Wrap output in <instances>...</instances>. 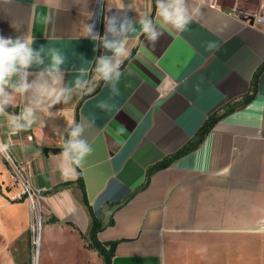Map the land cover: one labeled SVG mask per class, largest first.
<instances>
[{"label":"crops","instance_id":"0c3cea01","mask_svg":"<svg viewBox=\"0 0 264 264\" xmlns=\"http://www.w3.org/2000/svg\"><path fill=\"white\" fill-rule=\"evenodd\" d=\"M229 2L232 6L186 0L187 29L164 25L154 48L137 23L114 86L93 82V91L55 105L51 117L42 111L33 128L19 134L30 185L44 193L42 264H103L80 240L91 230L80 190L50 193L80 175L96 219L103 221L106 206L124 203L98 234L101 243H116L112 264H247V257L257 255L262 260L264 0ZM129 4L135 10L128 12ZM153 5V0H0V35H31L34 48H59L66 57L64 82L71 84L80 75L91 80L89 62L104 54L102 48L94 51L98 42L85 36V23L96 21L103 36L104 17L128 15L135 23L139 13L151 16ZM240 15L254 17L255 24ZM154 20L160 21L156 10ZM209 41L219 48L208 51ZM247 96L251 99L242 102ZM8 111L18 113L19 107ZM213 117L197 148L157 168L192 143ZM72 121L91 124L84 136L93 152L75 175L63 176L62 141L53 128L64 134ZM12 194L0 200L7 248L29 234L28 203L14 201ZM59 230L66 240L55 236Z\"/></svg>","mask_w":264,"mask_h":264},{"label":"clouds","instance_id":"9594fccd","mask_svg":"<svg viewBox=\"0 0 264 264\" xmlns=\"http://www.w3.org/2000/svg\"><path fill=\"white\" fill-rule=\"evenodd\" d=\"M155 7L160 21L139 12L140 18L135 23L128 15L104 17L103 36L96 30V21L85 23V36L98 42L94 51L102 48L104 54L89 62L93 65L91 80L80 75L71 84L64 82L66 57L59 48L44 45L34 48L31 35L15 39L0 35V124L7 128L8 136H17L32 129L42 111H46L49 117L53 116L50 109L57 104H68L74 94L93 91V82H111L114 86L120 80L121 66L129 56L128 36L137 31V23L140 34L154 48L164 33V25L182 32L191 22L186 0H155ZM132 10L135 9L129 4L127 11ZM206 48L213 51L219 48V44L209 41ZM30 77L33 78L30 80ZM16 107H19L18 113L7 110ZM90 126L84 121L68 122L64 134L58 127L53 128L62 141V152L58 155L61 175H75L76 169L83 168L86 158L92 154L93 148L84 136ZM123 131V128L118 129V134ZM9 148L8 143L0 142V154H7Z\"/></svg>","mask_w":264,"mask_h":264},{"label":"rangeland","instance_id":"374dc122","mask_svg":"<svg viewBox=\"0 0 264 264\" xmlns=\"http://www.w3.org/2000/svg\"><path fill=\"white\" fill-rule=\"evenodd\" d=\"M224 5L232 6L230 0H221ZM18 136L9 137L7 134V128L0 124V142H5L10 145L9 151L7 154H0V184L2 187V192L6 196V192H14L12 196L16 199H19L18 195L21 192L20 186L17 182L16 172L19 167H24L22 162V157L19 155L18 151ZM5 199V198H4ZM0 200L3 202V199ZM6 200V199H5ZM0 201V209H1ZM10 201V197L8 200ZM29 206V222H28V231L29 234L21 241L16 243L14 246L7 248L5 240L0 234V264H42L43 256V238L45 226L48 222L47 213L43 204L35 201L36 211L32 209V205L29 200H27ZM5 226V224L0 219V229ZM71 233L77 234L76 231L71 230ZM58 240H66L67 234L63 230H59L55 235ZM38 237L41 238L40 246L37 248L35 242ZM83 238L80 237V240ZM38 242V241H37ZM257 250H259L257 248ZM259 252V251H258ZM257 252V253H258ZM37 261V263L35 262ZM59 262V261H58ZM61 264V263H57ZM247 264H264V241L262 246V260L260 261L259 255L257 258L249 259L247 257Z\"/></svg>","mask_w":264,"mask_h":264},{"label":"trees","instance_id":"16d2710c","mask_svg":"<svg viewBox=\"0 0 264 264\" xmlns=\"http://www.w3.org/2000/svg\"><path fill=\"white\" fill-rule=\"evenodd\" d=\"M153 3H154V5H153L151 17L154 19L155 10H156L155 0H153ZM259 74L260 73H258V75H256V78L254 80V87H255V84H256L257 79L259 77ZM250 99H251V96H247L242 100V102H247ZM7 110H9V109H7ZM216 118L217 117H213L209 121L206 122V124L201 129L200 133L197 135V137L193 140L192 143H190L188 146H186L184 149H182L175 157L168 159L164 164H161L157 168L158 169L159 168H166L171 164L173 159L179 158V157L185 155L186 153L190 152L191 150L197 148L202 143V141L204 140V138L206 137L208 132L210 131L212 125L216 121ZM67 188H77L80 190L81 202H82L83 206L86 208V210L90 216V219H91L90 233H89L87 238L83 237V239L87 243L86 247L88 249L94 250L98 254V256L102 259L103 264H112L114 253H115V248H116V243H105L104 244L98 240V234L101 232V229L103 227V223L100 220L96 219V217L93 214L92 208L90 207L89 202H88L85 185H84V182L82 180L81 175L79 176V179L76 183H74V184H71V183L68 184L67 183V184L61 185V186L53 189L52 191H50V193H55L57 191L67 189ZM41 195L44 196V193H41ZM0 196H3L1 184H0ZM24 199H26V197L22 196L21 199H19V200L22 201ZM19 200H15V201H19Z\"/></svg>","mask_w":264,"mask_h":264},{"label":"built area","instance_id":"2783aa9c","mask_svg":"<svg viewBox=\"0 0 264 264\" xmlns=\"http://www.w3.org/2000/svg\"><path fill=\"white\" fill-rule=\"evenodd\" d=\"M16 175H17V182L21 189V192L18 195L19 199H21L22 196H25L26 199L30 201L32 205V209L36 211L35 201H37L39 205L40 203H42L41 193H38L33 190L32 186L30 185L28 173L24 167H19L18 171L16 172ZM19 199H16V200H19ZM37 241L35 242L36 247H37L36 245Z\"/></svg>","mask_w":264,"mask_h":264},{"label":"water","instance_id":"95a60500","mask_svg":"<svg viewBox=\"0 0 264 264\" xmlns=\"http://www.w3.org/2000/svg\"><path fill=\"white\" fill-rule=\"evenodd\" d=\"M239 18L244 21L246 24L250 25V26H253L256 22V19L254 17H250V16H243V15H240ZM259 22H261L259 20ZM261 23H264V22H261ZM122 205H124V203H121L115 207H108L106 206L105 209H104V212H103V216H104V219L102 221L103 223V229L106 228L110 222V219H111V216L112 214L117 210L119 209Z\"/></svg>","mask_w":264,"mask_h":264},{"label":"bare ground","instance_id":"6f19581e","mask_svg":"<svg viewBox=\"0 0 264 264\" xmlns=\"http://www.w3.org/2000/svg\"><path fill=\"white\" fill-rule=\"evenodd\" d=\"M39 239H38V242L36 243V245H37V247H39L40 246V243H41V238L40 237H38ZM36 263H37V261H35Z\"/></svg>","mask_w":264,"mask_h":264}]
</instances>
